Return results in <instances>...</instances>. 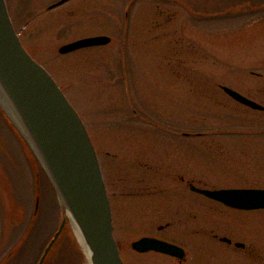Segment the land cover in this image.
Instances as JSON below:
<instances>
[{
	"label": "rangeland",
	"instance_id": "374dc122",
	"mask_svg": "<svg viewBox=\"0 0 264 264\" xmlns=\"http://www.w3.org/2000/svg\"><path fill=\"white\" fill-rule=\"evenodd\" d=\"M57 1L5 0L25 50L87 127L121 255L172 217L174 239L203 220L207 235L248 243V264H264V209L231 210L174 179L264 189V112L219 88L264 106V0H69L50 9ZM98 35L110 43L58 52ZM10 115L0 97V264H37L65 212ZM147 188L155 194H141ZM200 252L206 264H247L207 237L191 249L194 259ZM43 264H88L68 220Z\"/></svg>",
	"mask_w": 264,
	"mask_h": 264
},
{
	"label": "water",
	"instance_id": "95a60500",
	"mask_svg": "<svg viewBox=\"0 0 264 264\" xmlns=\"http://www.w3.org/2000/svg\"><path fill=\"white\" fill-rule=\"evenodd\" d=\"M67 1L60 0L51 8ZM109 41L107 36L83 38L61 46L59 53L104 46ZM220 89L239 104L264 111L263 106L237 91L226 86ZM0 95L12 113L11 121L18 125L65 212L37 264H43L67 220L71 225L74 223L84 240L90 254L88 264H123L113 236L111 207L100 160L86 126L52 76L24 49L5 0H0ZM189 189L234 209H264L262 189L208 190L192 184ZM132 248L139 252L154 250L182 255L176 246L152 238L135 241Z\"/></svg>",
	"mask_w": 264,
	"mask_h": 264
},
{
	"label": "flooded vegetation",
	"instance_id": "af4514ba",
	"mask_svg": "<svg viewBox=\"0 0 264 264\" xmlns=\"http://www.w3.org/2000/svg\"><path fill=\"white\" fill-rule=\"evenodd\" d=\"M140 163V162H139ZM140 167H142L145 171H155V165L153 166H146V163H140ZM174 179L177 181V184L180 185H185V187H188L189 185L192 184L195 187L197 185L189 180L186 179L183 174L182 175H177L174 177ZM141 194H155V190L148 189L146 190V193H141ZM230 209V208H228ZM233 210V209H231ZM237 211V210H236ZM173 218L170 217L166 220L163 224H159L156 226V233L158 236H150V235H142L138 237L137 239H134L133 241H130L129 243V249H130V254L131 257L121 255V247H119V252L120 256L123 260L124 264H206L204 262V253L200 252L197 254L196 259H194L191 249L196 246V248H200L203 246L206 237L211 239L212 242H218L219 244L223 245L227 251H232L235 255H238L241 259L247 262L248 264V258L252 259L253 255V249L251 247H248V243L238 241L236 240L233 236L227 235V234H217L211 231L209 235L206 234L203 226V220L197 223V228L196 229H191L189 231H185V236L181 237L180 239H174V237L170 236L168 233L169 229L173 225L172 223ZM180 221L182 219H179ZM165 234L167 236H165ZM143 237H151L169 244H173L177 246L180 250H182V255L181 256H173L171 254L167 253H162L154 250H149L145 252H139L137 250H134L131 246L132 242L139 240ZM196 237L197 240H191L190 243L188 242L189 238ZM118 244V243H117ZM195 244V245H194ZM179 253L181 251H178ZM245 262V263H246ZM218 263L221 264L222 261L221 259H218Z\"/></svg>",
	"mask_w": 264,
	"mask_h": 264
},
{
	"label": "bare ground",
	"instance_id": "6f19581e",
	"mask_svg": "<svg viewBox=\"0 0 264 264\" xmlns=\"http://www.w3.org/2000/svg\"><path fill=\"white\" fill-rule=\"evenodd\" d=\"M67 216H68V218L70 219V221L73 223L72 218H71V216L69 215V213H67ZM72 226H74L73 228H74V230H75V234H76V236H77V239H78V242H79L80 246H81L82 249L85 251V253H86V255H87V258H89L90 254H89V251H88V249H87V247H86V245H85V243H84L83 238L81 237V235H80L78 229L76 228V226L74 225V223L72 224Z\"/></svg>",
	"mask_w": 264,
	"mask_h": 264
}]
</instances>
